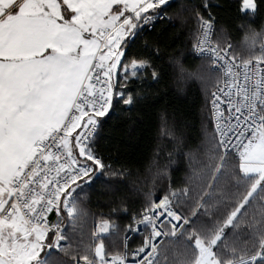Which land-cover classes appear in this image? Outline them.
<instances>
[{"label":"trees","instance_id":"trees-1","mask_svg":"<svg viewBox=\"0 0 264 264\" xmlns=\"http://www.w3.org/2000/svg\"><path fill=\"white\" fill-rule=\"evenodd\" d=\"M201 5L212 6L214 22ZM241 8V0H171L169 19L156 25V32L168 30L159 62L164 75L147 88L139 107L121 104L106 118L100 137L112 153L114 170L93 188L69 193L71 214L61 195V248L49 247L40 261L73 264L92 255L99 241L107 255H119L127 228L159 196L170 198L189 221L179 237L161 244L155 264H196V243L209 247L218 264L264 249V178L257 186L259 175H245L231 154L220 156L208 111L218 74L192 52L199 23L209 21L214 43L230 44L234 59L261 58L264 2L255 0L253 11ZM94 224L106 235L93 236ZM45 233L50 245L52 235ZM130 242L135 246L138 238Z\"/></svg>","mask_w":264,"mask_h":264},{"label":"snow or ice","instance_id":"snow-or-ice-1","mask_svg":"<svg viewBox=\"0 0 264 264\" xmlns=\"http://www.w3.org/2000/svg\"><path fill=\"white\" fill-rule=\"evenodd\" d=\"M170 6L171 0H0V138L22 136L33 161L55 166L65 196L114 170L101 130L121 104L139 107L164 75L159 62L168 30L156 32V25L169 19ZM201 7L214 22L212 6Z\"/></svg>","mask_w":264,"mask_h":264},{"label":"built area","instance_id":"built-area-1","mask_svg":"<svg viewBox=\"0 0 264 264\" xmlns=\"http://www.w3.org/2000/svg\"><path fill=\"white\" fill-rule=\"evenodd\" d=\"M214 31L211 22L201 21L192 52L195 58L209 61L210 69L218 74L208 111L221 157L231 154L242 165L249 146L264 133V39L261 58L241 61L231 56L230 44L218 47L214 43ZM33 151L19 168L23 174L17 172L7 185L9 199L0 209V221L17 212L28 231L51 233V250L59 252L62 243L59 201L63 191L55 184L51 171L55 166L46 167L39 158L33 161ZM188 221L189 218L182 217L172 207L170 198L159 196L127 228L119 255H107L99 241L92 255L74 259L73 264H155L161 244L179 237ZM92 232L97 238L106 235L98 224L93 225ZM132 238H138L135 246L130 245ZM257 261H264V249L229 264H255Z\"/></svg>","mask_w":264,"mask_h":264},{"label":"crops","instance_id":"crops-1","mask_svg":"<svg viewBox=\"0 0 264 264\" xmlns=\"http://www.w3.org/2000/svg\"><path fill=\"white\" fill-rule=\"evenodd\" d=\"M262 140L264 143L263 135ZM254 146L253 143L249 146L241 167L245 175L260 176L258 186L264 178V172L258 170L263 163L254 158L253 155L257 152ZM31 151L30 144L22 136H17L11 142L0 138V209L9 199L8 183L18 172L17 169L27 161ZM46 236V233L40 230L28 231L18 213L15 212L9 219L0 221V262L2 264H44V261L40 259L49 248ZM37 237L41 239L37 241ZM33 243H39L40 247L33 248Z\"/></svg>","mask_w":264,"mask_h":264},{"label":"rangeland","instance_id":"rangeland-1","mask_svg":"<svg viewBox=\"0 0 264 264\" xmlns=\"http://www.w3.org/2000/svg\"><path fill=\"white\" fill-rule=\"evenodd\" d=\"M243 7H247L248 10L249 9L254 10L255 5H253L251 3V0H246V2L244 3ZM253 144H255L254 148L257 149V152L253 155L254 158L259 160V161H261L263 163L262 166L258 167V170L260 169L261 172H264V143H263V140H262V136L258 135L256 137V139L253 141ZM243 160H244V158H243ZM254 191H255V188H253L252 192H254ZM63 208L66 210V212L68 214H71V209L72 208H71V202H70V195L69 194L66 195L65 204L63 205ZM196 248L198 250V259H197L196 264H218L216 262V260H214V258L212 257L209 247H205V246H203L200 243H196Z\"/></svg>","mask_w":264,"mask_h":264}]
</instances>
